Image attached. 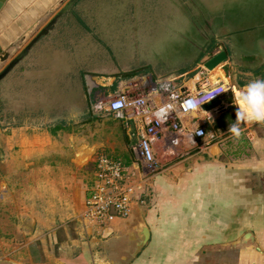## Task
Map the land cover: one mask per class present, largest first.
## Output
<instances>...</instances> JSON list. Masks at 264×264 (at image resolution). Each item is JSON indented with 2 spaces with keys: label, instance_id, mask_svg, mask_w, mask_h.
<instances>
[{
  "label": "crops",
  "instance_id": "crops-1",
  "mask_svg": "<svg viewBox=\"0 0 264 264\" xmlns=\"http://www.w3.org/2000/svg\"><path fill=\"white\" fill-rule=\"evenodd\" d=\"M61 1H3L0 71L50 22L49 11ZM48 34L34 42L28 55L36 51L37 44ZM57 49H60L58 45ZM35 69L25 66L21 72L45 71L44 66ZM218 70L222 74H218L217 81H212L210 71L207 72L209 80L227 82L225 70L221 66ZM151 71L139 77H121L119 72L98 70L90 79L91 86L97 90L95 93H102L100 90L113 84V93L144 91L152 102L161 104L166 97L154 90L147 74ZM96 76L104 80L99 82ZM177 77L172 80L179 88L198 87V81L188 73L181 72ZM235 89L236 97L242 90ZM105 93L110 94L107 90ZM236 101L239 102L237 97ZM205 105L181 114L185 133H178L168 123L163 125L161 137L153 142L159 162L157 169L160 168L156 172L136 159L132 150L150 116L126 113L116 118L118 121H114L112 128L101 131L106 133L102 139L103 153L118 158L130 175V183L135 185L129 216L114 219L107 229L86 217L95 162L86 165L84 162L89 157L85 154H92V148L100 149L95 127L98 119L106 125L108 117L104 120L95 113L87 115L78 111L76 119L85 121L89 130L59 133V137L68 139L69 149L66 142L54 139L56 135L49 129L36 127L29 116L9 130L0 128V264H197L208 250L227 243L236 250L235 264H264V141L252 127L257 121H244L255 154L245 159H230L223 155L221 141L201 148L196 145L198 138L187 135L197 118L206 120L211 113L212 107ZM215 118L208 121L212 123ZM259 122L264 126V121ZM174 136L179 139L176 145L171 141ZM68 153L72 155L69 157ZM184 154L187 156L176 159ZM137 184L144 187V192ZM72 220L79 224L77 232L82 236L76 237L70 246L65 244V235L62 240L58 234L59 231L67 234ZM142 221L149 226L150 238L132 257L129 255L136 241L130 236L137 232ZM247 233L251 237L246 238Z\"/></svg>",
  "mask_w": 264,
  "mask_h": 264
},
{
  "label": "rangeland",
  "instance_id": "rangeland-1",
  "mask_svg": "<svg viewBox=\"0 0 264 264\" xmlns=\"http://www.w3.org/2000/svg\"><path fill=\"white\" fill-rule=\"evenodd\" d=\"M68 1L69 0L61 1L56 8L51 9L49 11V16L53 17V15H55V13L59 9H61V7L64 4H66V2ZM161 1H164L169 5H165V6L158 5L156 7L151 5L150 7H148V6H144L145 2L140 0H82L83 3L80 5L78 9V22L82 26V31L80 33L79 40L76 42V44L75 43L74 45L72 44L71 48L69 49H61L64 52L61 55L60 59H55V50L57 48V45L53 40L46 39L41 44L39 45L37 44L36 51L31 52L32 56L35 57H33L32 60H28L26 62L21 61L19 63L20 65L19 64L17 65L16 68L19 71H16L14 73L15 79L21 80L23 76H30L32 72L27 74V72H21V71H24L25 66L29 67L32 64H35L33 60H37L36 57L40 56L39 58L40 62L48 63V66L47 65L44 66L45 71H47V73L52 74L51 77L48 75L47 77L45 76L42 78V80H40L48 87L50 92L52 91V93L55 92V94H57L58 92L65 91L67 88H69L70 91L74 92L73 91L74 89L71 90V85H73V81L67 79L68 72L67 73L64 72L65 68H63V66L65 64V61L69 58L71 52L75 53V51H77V49L81 48L83 45H84L83 47L84 51H86V49L89 47L94 50V45H96V43L98 42L97 39L105 42L106 45H109V47L112 50V53L116 56V58L120 60H122V55L124 52L134 49V55L131 56V58L136 57L135 62H138L139 65L146 64L151 67V68L149 67L145 68L146 65H143L144 68L132 70L131 72L121 73V77L132 76V75L136 77L142 76L147 72V70L149 71L150 69L155 68L153 64L159 65L158 68H161L163 71L171 69L174 66H176V68H178V66H182L181 49L184 48V41L178 35L173 33V31L178 33L182 31L183 28L181 26L183 24H180V22L183 23V20L181 21V19L178 17L177 15L178 13H176L178 9L175 8V5L180 8V5L186 6L189 3H187L186 0H173L174 4H172L170 0H161ZM190 1L192 2L193 6H195V8L198 7V4L205 7L206 11L210 12L211 15L215 18V16H218L220 14L219 8L223 6L222 4L226 0H190ZM228 2L229 3L224 9H227L228 11L235 9L241 10L248 16L243 21L245 23L241 24L240 22H238L235 25L236 29L237 28L244 29V27H247L248 30L251 29L249 33H252L253 31L255 32L264 28V0H228ZM188 7L190 8L191 6ZM141 18L143 19V22L145 24L141 22L142 21ZM176 21H178V23ZM210 31L212 32V34L205 32V29H203L202 32L206 38L212 37L213 39L214 38L217 39L224 34L221 33L217 35L213 30ZM221 31L223 30L221 29ZM224 31L226 32L227 28H224ZM145 37L151 38L149 41L150 45L154 46L156 43L158 44V48L154 51L153 56L152 55L144 56V54H140L141 53L140 45L143 44V38ZM149 50H147V53H145V55L150 53L148 52ZM57 51L59 50L57 49ZM89 54L90 53H88V60L84 64V66H89V64L87 63H89V61L96 59L97 57L96 52H93L92 56L91 54L90 55ZM127 56L130 55H126L125 57ZM208 56H209L208 53H205L203 56L202 54H200L199 58L197 59V62L195 63L194 68L191 71H188L189 76H191L193 80L196 79V82L199 80V74H200L199 71L201 68V64H203L204 60L208 58ZM219 66H221L222 70L224 69L226 71V76L229 78L227 82H224V84L228 86V92L221 99L222 105L227 101L230 94L233 96L234 100L236 101L235 88L242 90L250 80L256 78H264V66L259 70V72L250 74L249 72L247 73V71L244 69H240L241 71H238L237 68L233 67L232 63H229L226 60L224 62L219 63L215 68H213V70L212 69L209 70L207 68L203 76L208 78L207 72L210 71L209 77L211 80L213 79L212 75H217L216 77L217 79H219L218 74L221 73L218 70ZM80 72L83 73L84 70L82 69ZM7 76H6L7 78L6 79L4 78L3 80L8 82L7 84H9L11 87L12 79L14 78L11 77V72ZM85 77L86 75H84V80L86 81ZM179 77L182 76L180 75ZM179 77L175 79H179ZM97 79L99 82H102V80H104L102 77H97ZM28 81L31 80L28 79ZM32 84L34 83L33 82L28 83V85H32ZM197 85L199 86L198 82ZM111 86L107 85L108 89L106 88L105 90L109 91L112 94L113 89ZM15 87L17 88L18 86ZM105 90L104 91L100 90V92L104 94H108L105 93ZM6 91H7L6 96L8 97V101L3 100L1 101V103L5 107H7L6 110L7 113H3L2 115H0V128H5L9 130V128L13 124L22 123L19 121H26L25 120L26 116L14 115L17 113L14 114L10 113L9 99L11 96V90L9 89ZM85 91L88 92V89L86 88ZM95 91L97 90L96 89L94 90L93 96L95 95ZM29 95H30L29 91L25 90V94L23 97H26V99H28ZM235 103L237 109L238 103L237 101ZM15 104L16 107L14 109L17 111L18 108L20 107V103L15 102ZM88 109L85 110V113L87 115L89 114L94 115L95 113L96 116L98 117L101 116L104 120H106V117H108L109 121L105 125V123L101 122L103 120L98 119V127L95 128L98 129L96 134L99 135L100 137V139H98L100 149L92 148V152H91L92 154H85L89 156V157L87 156L88 159L84 162L85 165L87 164V162H89L90 164L92 162L96 163L99 156L104 154L103 153L104 150L101 148V146L103 145L102 142H105L102 139H105L104 134L106 133L103 134L101 133V131L106 130L107 127L112 128L113 125L115 124L114 121H118L116 120L117 116H115L113 113L108 114L106 112H102V111L97 112ZM76 111L82 112L73 103L72 105L66 106L65 115L63 114L62 111L61 112L58 111L57 114L55 115L52 114L50 117L39 118V119L34 118L33 123H35L34 125L36 127L49 129L51 133L56 135L54 139L57 140L59 139L61 140L62 143L66 142V146L69 149L70 147L67 144L68 139L67 141H65L64 137H59L58 136L59 133L61 135H63L65 132L73 134L78 129L86 130V131L89 130V128L84 125L85 121L80 122L79 119H76V115L72 114V112L75 113ZM101 112L104 114H102ZM261 123L262 122L257 121V123H255L252 127L256 131V135H258L257 137H260L259 139L264 141V126H262ZM117 124L118 122L116 123V125ZM246 125L247 123H245L244 121L238 122V128L239 129L243 128L242 130L239 131L238 137L234 136L231 132L228 131V129L227 130L215 129L216 138L212 142H209L208 145H211L213 142L219 140L221 141V145L224 150L223 155L225 157H228L230 159L249 158L251 155L255 153L254 151H252V141L247 136L248 134H250L249 133L250 130L249 128H244ZM209 129L210 128H207V130ZM73 136H75V134ZM70 143L74 144L73 141H71ZM67 155L68 156L72 155V153H68ZM184 156H187V154L177 156L176 159L177 160L181 159ZM69 157H67L68 161H70ZM159 170L160 168L152 172H156ZM248 177H251L250 173ZM141 204L142 206L147 205L146 203L140 202V205ZM85 224H87V222ZM78 226L79 224H77V221L72 220L71 222H69L67 226L68 237L65 231L64 232L59 231L60 233L58 234V236L63 240L64 239L63 237L65 235V239H64L65 244L67 242V244L71 246L74 242V239H76V237L82 236V234L79 235V233L77 232ZM62 229L64 230V228ZM225 245L226 246H218L216 247L217 249H212L211 251L208 250L205 256H203V258L200 261H198L197 264H235L236 261L235 248L233 247V245H230L228 243Z\"/></svg>",
  "mask_w": 264,
  "mask_h": 264
},
{
  "label": "flooded vegetation",
  "instance_id": "flooded-vegetation-1",
  "mask_svg": "<svg viewBox=\"0 0 264 264\" xmlns=\"http://www.w3.org/2000/svg\"><path fill=\"white\" fill-rule=\"evenodd\" d=\"M70 1L71 0L63 5L61 9L64 10L59 13L52 26L45 33H49L45 40L51 39L56 43V45L60 47V49H58L59 51H57V48L55 50V59H60L64 52L61 49H69L71 48L72 44H76L82 31V26L78 22V9L83 2L82 0H73L70 3ZM140 1H144V6L148 7L151 5L154 7L158 5H169L168 3L161 0ZM170 1L172 4H174L173 0ZM186 2L189 4L186 6L180 5V8L175 5V8L178 9L176 12L178 13V17L181 19V21L183 20V23L180 22V24H183L181 26L183 29L180 32L181 34L173 31V33L178 35L184 41V48L181 49L182 66H178V68L174 66L171 69L163 71L161 68H158L159 65L153 64L155 68L150 70L153 72L155 71L154 73L158 75L161 74L163 76H168L175 73L178 74L181 72L189 73L188 71H191L194 68L200 54L208 53V57H210L221 49H225L227 51L228 57L226 61L232 63L233 67L237 68L238 71H241L240 69H244L246 71H251L253 74L264 66V28L255 32L253 31L252 33H249L251 29L248 30L247 27H244V29H236L235 25L238 22L241 24L245 23L243 21L248 16L241 10L235 9L228 11L227 9H224L229 3L228 0H226L222 4L223 6L219 8L220 14L215 16V18L210 12L206 11L205 7L201 6L200 4H198V7L195 8L190 0H186ZM188 6L191 7L189 8ZM58 12H56L55 15H57ZM141 20V22L145 24L142 18ZM176 22L178 23V21ZM224 28H227L226 32L224 31ZM203 29H205V32H208L209 34H212L210 30H213L217 35L221 33L224 34L217 39H213L212 37L206 38L202 32ZM221 29L224 32L221 31ZM150 39L151 38H143V44L140 45V54H144V56H153L154 51L158 48V44L156 43L154 46L150 45ZM97 41L98 42L96 45L93 44L94 50L89 47L86 49V51H84L83 45L81 48H78L75 53L71 52V55L65 61L63 66V68H65L64 72H68L67 79L73 81L71 90L74 89V92L70 91L69 88L63 92H58L57 94H55V92L52 93V91L50 92L48 87L40 81L45 76L47 77L49 75L51 77L52 74L47 73V71L42 73L31 71L32 74H30V76H26V78L22 77L21 80L15 79L14 73L16 72V65L13 66L2 78H0V115L7 113V107L2 105L1 101H8L6 90L9 89L11 90L9 111L11 114L17 113L14 115L29 116V118L32 119L50 117L52 114H57L58 111H62L65 115L66 106L72 105L73 103L77 108H79V110L82 111V113H84L85 110L89 108V106L94 104L93 92L95 88H92L91 93L89 94L85 91L87 87L85 85L84 75L87 72H90L92 76L96 75L95 71L98 70L119 72L118 74H121L124 72H131L132 70H137L139 68H144L143 65H146H139L138 62H135L136 57L131 58V56L134 55V49L124 52V56L122 55V60H120L112 53L109 45H106L105 42L99 39H97ZM147 50H149L148 52L150 53L145 55ZM93 52L97 53L96 59L89 61V63H87L89 66H84L88 60V53H90L92 56ZM126 55L130 56L125 57ZM33 57L35 56H32V54H26L17 62V65L21 61L26 62L28 60H32ZM36 58L37 60H33L35 64L31 65L32 67H36L35 70H38L40 66H48L47 62L39 61L40 56ZM146 67L151 68L149 65H146L145 68ZM82 69L84 70L83 73L80 72ZM10 72L11 77L14 78L12 79L11 87L9 84H7L8 82L3 80L4 78L6 79L8 77L7 75ZM28 79L31 81H28ZM29 82H33L34 84L28 85ZM89 85H93L92 81L90 80ZM15 86L18 87L16 88ZM25 90L29 91L30 95L28 99L23 97ZM15 102L20 103V107L17 111L14 109L16 107ZM76 113L77 111L75 113L72 112V114Z\"/></svg>",
  "mask_w": 264,
  "mask_h": 264
},
{
  "label": "built area",
  "instance_id": "built-area-1",
  "mask_svg": "<svg viewBox=\"0 0 264 264\" xmlns=\"http://www.w3.org/2000/svg\"><path fill=\"white\" fill-rule=\"evenodd\" d=\"M206 70L204 64H201L199 86L194 90H182L171 79L158 82L153 86L154 90L166 97L161 104L152 102L144 91L131 93L124 90L112 94L95 93L93 106L94 109L109 111L117 117H123L126 113L150 116L138 144L132 146V150L136 159L141 160L150 171H155L159 162L153 142L161 137L163 125L168 123L178 133H185L181 114L196 111L228 92V86L223 82L214 83L204 77ZM223 109L224 106H216L206 120L196 119L195 126L187 135L199 139L196 143L198 147H206L216 138L215 131L207 130L204 124L211 117H217ZM171 141L174 145L178 144V136H174ZM126 172V167L118 158L105 153L99 156L93 170V184L87 197L86 217L90 222L107 229L114 219L130 214L135 185L130 183V175ZM136 186L143 191L142 185ZM140 200L144 201V198Z\"/></svg>",
  "mask_w": 264,
  "mask_h": 264
},
{
  "label": "water",
  "instance_id": "water-1",
  "mask_svg": "<svg viewBox=\"0 0 264 264\" xmlns=\"http://www.w3.org/2000/svg\"><path fill=\"white\" fill-rule=\"evenodd\" d=\"M4 0H0V7L2 5ZM73 0L70 1V3ZM64 9H61L57 15H55L50 22L42 29L40 30L33 38L32 40L25 46V48L20 52V54L18 56H16L13 60H11V62L0 72V78H2L13 66H15L17 64V62L26 54H28L31 46L34 44V42H36L41 35H43L44 33H46L48 31V29L52 26L55 18L59 15L60 12H62ZM228 57V53L225 49H221L219 50L217 53H215L214 55L206 58L203 62L204 66L206 68L213 69L214 67H216L219 63L224 62ZM149 76V79L152 83L153 86H155L158 82L163 81V80H168V79H175L177 77V73L175 74H171L168 76H163V75H158L156 73H154L153 71L148 72L147 73ZM180 74V73H178ZM86 81L85 84L87 85V89H88V94L91 93V90L93 88V86L89 85V80L92 79V74L90 72L86 73ZM94 86H97L96 84ZM182 90H184V88H181ZM88 110L91 111H96L94 109V106H90V108ZM129 216V215H128ZM127 216V217H128ZM132 239H134L135 242V247L134 249L131 251L129 256H134L135 254H137L139 252V250L148 242L149 238H150V229L149 226L142 221L139 224V227L137 229L136 233H132V235L130 236ZM251 237L250 233L246 234V238ZM233 245V244H230ZM132 257L128 258V260H130ZM126 260V261H128Z\"/></svg>",
  "mask_w": 264,
  "mask_h": 264
},
{
  "label": "clouds",
  "instance_id": "clouds-1",
  "mask_svg": "<svg viewBox=\"0 0 264 264\" xmlns=\"http://www.w3.org/2000/svg\"><path fill=\"white\" fill-rule=\"evenodd\" d=\"M235 121H264V78L250 80L240 92ZM228 131L239 136L238 123L228 126Z\"/></svg>",
  "mask_w": 264,
  "mask_h": 264
},
{
  "label": "trees",
  "instance_id": "trees-1",
  "mask_svg": "<svg viewBox=\"0 0 264 264\" xmlns=\"http://www.w3.org/2000/svg\"><path fill=\"white\" fill-rule=\"evenodd\" d=\"M204 54H202L203 56ZM112 88L115 87V84L111 86ZM236 101L234 100L233 96L230 94L229 98L225 102L226 106L224 107L223 111L215 118L214 122L210 123L209 121L206 122L205 128H210L215 131L218 129H224L227 130L228 126L233 124V123H238L235 121L236 119ZM221 104V99H215L213 101H210L206 103V107H212V109L216 106H220ZM235 110V111H234Z\"/></svg>",
  "mask_w": 264,
  "mask_h": 264
},
{
  "label": "bare ground",
  "instance_id": "bare-ground-1",
  "mask_svg": "<svg viewBox=\"0 0 264 264\" xmlns=\"http://www.w3.org/2000/svg\"><path fill=\"white\" fill-rule=\"evenodd\" d=\"M210 70H211V69H210ZM212 70H213V69H212ZM216 76H217V75H212V78H213L212 81H217V80H218ZM236 97H237V99H238L239 96H236Z\"/></svg>",
  "mask_w": 264,
  "mask_h": 264
}]
</instances>
